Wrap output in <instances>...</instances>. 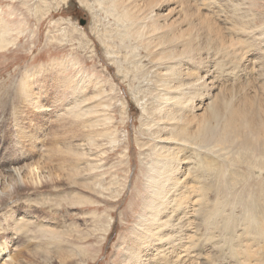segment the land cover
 <instances>
[{"label":"rangeland","instance_id":"1","mask_svg":"<svg viewBox=\"0 0 264 264\" xmlns=\"http://www.w3.org/2000/svg\"><path fill=\"white\" fill-rule=\"evenodd\" d=\"M87 1L0 0V24L2 21L6 23V38L10 41L6 49L0 50V160L9 162L11 158L24 155L28 164L30 161L43 160L45 155L50 157H47L46 160L48 165L51 164L56 170L58 167L63 168L58 164L67 155L53 153L50 149L61 146L60 150L62 148L64 150L66 147L68 148V145H73L82 138L85 129L67 111L68 103H70L67 99L71 94V89H64L61 85L62 90L58 92V89L56 91L53 88V85L56 84L55 74L61 68L55 65V61L65 60L68 69L63 74L74 76L75 81L81 72L94 74L93 76L107 81L104 87L94 91L102 92V100L111 104V114L114 115L121 139L117 149L109 151L110 158L103 162L105 166L100 168L98 174L91 175V178L81 176L78 184L76 181L74 185H71L72 182L69 181V178H61L62 180L60 179L56 184H45L47 179L43 178L42 181L36 182L34 177L30 179L26 177L25 184L23 183L24 188L19 191L26 198L19 200L21 196L10 194L11 198L6 202L9 207L18 209L20 213L25 211L29 214L28 218H31L30 215H34L35 219L41 223L44 219L46 222L50 220L48 224L50 227H54L58 232H66V240L68 239L67 234L77 235L83 229L87 232L88 227L90 232L88 231L86 234L90 235L87 241H75L76 245H83L86 251L81 252L82 255L79 252L69 263L122 264L127 247L126 240L132 236V230L139 220L140 213L144 210L147 196L145 181L147 168L144 164L146 162L145 153L148 150L141 147L147 130L143 124V108L138 103L136 96L143 94V89L148 87V81L143 78L136 81L135 86L142 90V92L138 90L140 93L136 92L137 88L133 89L129 81L124 79L118 70V65L108 59L103 42L93 31L94 17L90 7L86 6L88 5ZM186 1L191 6H199L202 13L211 15L213 19L215 18V23L218 24V31L220 30L222 39L215 43L212 42L211 53H205V55L213 58L215 52L224 51L226 48H220V44L223 42L229 45H226L227 48L229 47L228 49H231L232 52L235 51L236 55L239 54L237 59L241 61L239 63L241 66L238 61L237 64L240 67L237 66L236 70H233V74L236 73L237 76L233 75V81L226 83L232 84L226 89V92L240 89L239 93L243 94L241 90L246 91L245 89H247L249 94H260L264 100V0ZM103 16H105L104 13ZM105 20L108 21L105 22ZM109 21L110 19L107 18L103 20L105 23ZM89 44L95 47V52H92L91 48H86ZM214 48L216 50H213ZM218 53L216 57L223 54V52H220V55ZM149 63L148 60L145 61L144 68L146 70L140 74L141 76L150 70ZM75 64L78 65L75 66ZM41 66L46 69L37 74V78H33L35 80L30 79L29 83H33L32 88L35 92L33 97L39 95V99L43 100L42 103L47 109L30 106L27 97L21 91L22 80L28 73L34 69H40ZM222 75H218V77ZM58 84L60 85L59 81ZM92 88L93 86L90 85L86 89L90 97L95 93ZM85 102L86 100L81 103V106L85 105ZM123 102H126V105L123 104L126 107H124V112L122 111ZM59 108L62 114L60 113L58 116L56 110ZM41 109H44L45 112L43 113ZM18 116L19 122L16 120ZM21 125H23V129ZM27 131L29 135L24 137ZM230 131H226L221 136H226L223 140L225 143L221 144L224 149L222 152L220 151L221 157H219L220 154L217 157H213L212 153L207 154L211 173L208 171L206 181L204 175L197 170L202 165L191 170L192 174L188 184L192 188H199L196 199L199 200L197 207L201 210H197L198 213L191 217L195 220V228L198 232L194 233L195 236L189 240L197 241V246L190 247V249L181 246L177 250L170 248L171 253L168 255L171 264H187L189 255L186 254L190 251L194 263L264 264V234L261 225L264 223V203L259 200L264 193V174L260 175L254 171L255 173L252 175V172L249 173L250 169L248 170L245 165L243 167L241 163H237L236 169L233 168V171H227L229 162H226V157L232 159V152L234 157L235 154L236 156L240 155L236 152L243 149L244 146H246L244 149L250 148L257 154L261 153L262 147L264 148V137L253 135L248 128H244L242 138H246L247 146L242 144L241 140L234 142L236 133L233 130ZM32 134H36L39 138L41 135L43 139L37 140L34 136L32 137ZM214 141L215 139L207 142ZM229 144L234 146L235 151H227ZM195 154L194 149H192V153H187L192 161V166L199 161ZM23 160L16 161L15 165H23ZM213 160L214 162H212ZM200 169L202 171V168ZM245 169L246 171H244ZM217 171L222 174H217ZM93 176H100L103 186L109 189L106 196L115 195L113 193L119 191V197L114 198L113 201L109 198L110 203H106L102 201L101 197H97L93 192L83 188L81 183L92 181ZM213 177L214 179H212ZM37 178L39 180V177ZM38 183L39 185H37ZM202 190L204 191L203 195L201 194ZM80 193L92 197L97 202L93 204L71 203L70 199L73 196L81 195ZM200 197L201 199H199ZM193 198L195 199L194 196ZM104 200L107 199L104 198ZM2 207L6 211L8 206L3 205ZM210 214L211 220L207 221ZM110 219L112 222L109 224ZM75 229L79 230L75 231ZM6 236L2 232L0 241H6ZM30 236L26 235V241H24L26 247L23 248L24 252L18 257V260H25L26 264H59V261L56 263L55 261H45V256L51 257L53 254L44 253L54 251L58 245H52V249V246H48L50 245L49 237L43 238L42 241L39 239L40 243H37L38 238L31 242L29 241ZM37 236L40 234L38 233ZM21 239L18 242L22 241ZM41 242L44 243V246L36 245ZM19 246L22 247V245ZM19 246L12 247L10 245L8 250L6 249L7 255L11 257L13 254L14 256V253L21 249ZM45 248L50 250L46 251ZM164 248L158 249V251L156 249L147 251V256L151 258L150 264H164L162 255H165L168 250L166 249L164 252ZM57 259L59 260L58 257Z\"/></svg>","mask_w":264,"mask_h":264},{"label":"bare ground","instance_id":"2","mask_svg":"<svg viewBox=\"0 0 264 264\" xmlns=\"http://www.w3.org/2000/svg\"><path fill=\"white\" fill-rule=\"evenodd\" d=\"M87 4L86 6L90 7L94 17L93 31L103 42L108 59L118 65V70L124 79L129 81L133 89L137 88L136 92L140 90L138 86H135L136 81H139L140 78L148 81V87L143 89V94L135 95L143 108V124L147 130L144 140L141 142V147L148 150L146 155L144 154L146 160L144 165L147 168L145 180L147 196L144 210L140 213L139 220L132 230V236L126 240L127 247L122 264H150L151 258L147 256V251L151 249L158 251L164 247H166L165 250L163 249L164 252L166 249L170 252L167 250L165 255H162L164 257L163 263L171 264L168 254L171 253L172 248L177 250L182 246L190 249V247L197 246V241L189 240L195 236L194 233L198 232L195 228V220L191 217L201 210L197 207L199 200L196 199L199 188H192L188 184L192 174L191 170L202 165L200 167L202 171L200 168L197 170L204 175L206 181L209 167H211L210 162L207 161V154L212 153L213 157H217L220 151L224 150L221 144L225 143L223 140L226 136H221L228 130H233L236 133L234 142L241 140L244 145H247L246 138H242L244 128H248L253 135L264 137V100L260 94H249L247 89H245L246 91L241 90L243 94L239 93L240 89L238 91L232 89V91L226 92V89L232 85L226 83L233 81V72L241 63L237 59L239 54L236 55L235 51L232 52L231 49H228L229 47L227 48L226 45L228 44L223 42L219 47L226 49L220 51L223 52L221 56L216 57L218 52L214 53L213 58L211 55V57L205 55V53H211L210 49L213 48L211 45L220 41L222 37L220 30L218 31V24L215 23V18L202 13L199 6H191L186 0H88ZM103 13L105 16L102 17ZM105 18L110 19V21L108 23H105L108 20L103 22ZM5 24L3 21L0 24V50L6 49L10 44L6 38L7 27ZM89 45L86 48H91L92 52H95V47ZM217 58L219 59L216 60ZM146 60L150 62V70L141 76L140 74L146 70L144 68ZM55 65L61 68L55 74L56 84L53 85V88L56 91L58 89V92L62 90L61 85L64 89H71V94L68 99L66 98L70 102L67 111L82 124L85 132L80 140L77 139L78 142L68 145V148L66 147L64 150H62L63 148L60 150L59 147L61 146L49 148L53 153L67 155L58 164L63 168L58 167L55 170L54 166L48 165L46 160L50 157L47 156V158L45 155L43 160L30 161L28 164L24 155L11 158V163V159L9 162L0 160V236L2 232L3 235H7L6 241H0V264H26L25 260H18V257L24 252L23 248L26 247L24 243L26 235H31L32 239H29L31 242L38 238V243L39 239L42 241L43 238L49 237L50 245L48 246L58 245L54 251L44 252L45 254H53V257L45 256V261L71 264L69 262L79 252L81 254V252L86 251L83 245H76L75 241H87L90 235L86 234L88 231L90 232L88 227L87 232L83 229L77 235L67 234L68 239L66 240V232H58L54 227H50L48 225L50 220L46 222L44 219L41 223L35 219L34 215H30L31 218H28L29 214L25 211L20 213L18 209L9 207L6 201L11 198L10 194L21 196L19 200L26 198L22 193H19L24 188L23 183L26 177L29 179L34 177L36 182L42 181L43 178L47 179L45 184H56L61 178H69V181L72 182L71 185H74L76 181L78 184L81 176L91 178V175L98 174L100 168L105 166L103 162L110 158L109 151L117 149L121 139L114 115L111 114V104L102 100V92L96 93L97 91H94L104 87L107 81L93 76L94 74L81 71L78 77L76 76L75 81L74 76L70 77L63 74L68 69L65 60L55 61ZM38 69L28 73L22 80L21 91L27 97L30 106L46 108L42 103L43 100L39 99V95L33 97L35 94L32 88L33 83H29L30 79L35 80L33 78H37V74L42 73L46 68L41 66ZM218 75L222 76L218 77ZM224 78L225 81L223 82ZM90 85L93 86L92 89L95 92L91 97L86 91L87 86ZM85 100V105L81 106ZM123 104L126 105V102L122 103V111L124 112L125 106ZM43 110L41 109L44 113ZM56 112L59 116L60 108ZM16 120L19 122V116ZM21 126L23 129V125ZM27 134L28 131L26 136H23L27 137L29 135ZM33 136L37 140L43 139L41 135L40 138L36 134H32ZM213 139H215L214 142H207ZM138 142L140 141L138 140ZM230 143L233 145L232 142ZM232 145L228 148L224 146L228 152H232L235 151ZM244 148L246 146L236 152L240 155L236 156L235 154L234 157L232 152V159L226 157V162H229L227 171H233V168L236 169V164L241 163L243 167L245 165L248 170L250 169L249 173L252 172V175L255 172L260 175L264 174V148L262 147V152L259 154L250 148ZM192 149L196 151L195 155L199 158L194 166L191 165L192 161L187 155V153H192ZM22 159H24L23 165H15L16 161ZM187 167L189 168L187 169ZM212 167L215 166L212 165ZM209 173L211 172L209 171ZM220 173L217 171V174ZM243 178L245 177L243 176ZM92 179V181L81 183V185L97 197H101L103 202L110 203L109 198L113 201L114 198L119 197V191L114 192L115 195L106 196L109 189L103 186L100 176H93ZM201 194H204L203 190ZM259 200L264 203V193ZM26 201L28 203V200ZM70 202L73 204H93L97 201L81 194L73 196ZM3 205L8 206L6 211L3 210ZM111 220H109V224L112 222ZM210 220L211 214L207 221ZM261 225L264 234V223ZM38 233L40 236H37ZM20 237L25 239L22 240ZM19 239L22 241L18 242ZM43 244L41 242V244L36 245L42 247ZM10 245L12 247L22 245V247L19 246L21 249L10 257L6 252ZM47 249L45 248L46 251ZM190 252L186 254L189 255L187 264H200L194 263L193 255Z\"/></svg>","mask_w":264,"mask_h":264}]
</instances>
